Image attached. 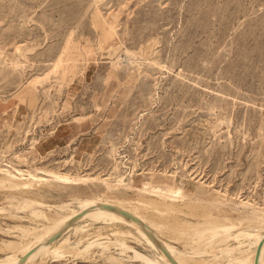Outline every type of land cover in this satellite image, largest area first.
<instances>
[{
    "label": "rangeland",
    "instance_id": "obj_1",
    "mask_svg": "<svg viewBox=\"0 0 264 264\" xmlns=\"http://www.w3.org/2000/svg\"><path fill=\"white\" fill-rule=\"evenodd\" d=\"M36 168L76 180L17 192L0 183V259L16 251L7 241H34L30 229L51 226L48 214L39 220L21 208L23 197L53 216L61 203L80 208L75 197L135 203L156 198L138 190L145 185L181 189L189 214L141 210L180 249L206 218L233 220L234 233L264 229V0H0V178ZM112 223H73L66 236H139ZM20 226L31 233L24 238ZM133 235L127 244L160 260ZM208 246L205 264L231 261L217 259L221 245ZM115 250L42 264H117L108 258Z\"/></svg>",
    "mask_w": 264,
    "mask_h": 264
},
{
    "label": "bare ground",
    "instance_id": "obj_2",
    "mask_svg": "<svg viewBox=\"0 0 264 264\" xmlns=\"http://www.w3.org/2000/svg\"><path fill=\"white\" fill-rule=\"evenodd\" d=\"M36 171H37V173H36ZM36 171H35V173L30 171L28 173V176H22V177L18 176L15 173L7 171L6 173H4V176H2L0 178V183L1 184L9 183L10 187L14 188V190L17 192V191H19L17 189H22V191H23V189H29V188L31 189L33 187V185L35 184V182H41L42 181V182L70 183L73 180H76V179H72L71 177H69L68 174L61 173V172H56V171H52V170H45L42 168H36ZM18 172H21V170H18ZM40 174L47 175L48 177L41 176ZM49 177H51V178H49ZM121 181H122V178H121L120 182ZM138 190L141 193H149L151 196H155L156 198L155 199H149L148 198V200H138L135 203H132V202H126V201L123 202L121 200H119V201L102 200V199L101 200H96V199L89 200V198H88V200H85L86 199L85 198V199H83L85 201H83L80 199H75L76 198L75 197L74 200H76V203L79 205V206L77 205V207H80V208H78V209L76 208V210H75V209L71 208L70 203H65V204L61 203V205L57 207L59 211H57L56 214H53V216H50V215H52V213L49 214L47 211H44V210L42 211V210L36 208L37 206H40V207L45 206L44 205L45 203H42V202L40 203V202H38L39 200L37 201L36 199L35 200H32L31 198L26 199L23 196H22L23 198H20V199L17 198L19 203L22 204L21 205L22 209L27 208L31 212V213L29 212L30 215H32V216L35 215L33 218L39 217L40 214H41L40 217H44L45 215L48 214L47 216H49V221L51 223V226L49 227L50 224L48 226L46 224L45 229L48 227L46 230L42 229L43 228L42 227L40 229L36 228V230L34 231L35 228L34 229L32 228L33 230L30 229L31 231H33L32 233L28 229L29 227L28 228H24V226L18 227V228H20L21 235H23V237L27 233L28 234L31 233L33 235L35 234L34 235L35 236L34 241L29 240L30 241L29 242L25 239V241H27L28 243H24V240H23V242H21L22 240H20V242H18V241H10L9 242V241H7L6 243H4V246L6 245V247H8V248H12V249L18 251L19 253H21V255L23 257L22 256H21L22 258L17 257L18 252L16 253V251L14 254L11 252L9 256L0 259V264H34L35 261H37V260H39L38 263L42 264V263L47 262V260H49L50 257L52 259H55V258H58L60 256L62 257V255L64 256L65 253L66 254L70 253V255L72 253L80 254V256H78V257L83 258L81 255H83L84 257H88L89 255L91 256V253H93L94 249H101L102 253H104V254L107 252L111 253L110 252V245L114 246V248L116 249L115 252L119 250V252L117 253L118 256H115L113 254L108 255V258L112 259V261L114 263H117V264H121V263L125 262L126 260H131L134 262H138L140 264H186L187 260L189 261L190 259L191 260L194 259V260H192V261L190 260V261L195 262L196 258H199L198 259L199 261H197L198 264H199V262L204 263V262H208V259H209L208 258L206 261V258L204 259V257H203L205 254L208 253L205 250V245H209V246L214 245V248H215V246L218 247V245L219 246L221 245L220 248H217V249H218V252H220V254H222V256L219 255V257H217L215 254H213V255L216 256L217 259L221 258L220 260L223 259L222 257H224V259H225V257H228L229 260L231 259V261H229L226 258V261H229L227 264H264V229L249 230V228H247V229L240 228V230H238L236 233H234L233 231L237 227L236 223L233 222V220L231 221L229 219H226L222 222L221 221H215V220H212L210 218H206L204 220L202 219V221L197 220L198 222L196 224H194L195 229H193L191 231V233H188V231L187 232L185 231L186 232L185 233L186 235L184 234L185 236H187V234L190 235V237H188L189 240H190V238H193L196 240L201 239V238H205L206 242L204 241V244L202 243L204 246L202 244L200 245L204 248H199L200 246L199 247L197 246V248L195 246H190L189 240L186 241L185 246L183 245L184 246L183 249H180L179 247L172 245L171 243L165 241L163 239L162 235H156L155 232L153 233V231H158L160 234H163L164 233L163 231L162 232L159 231L161 225L151 221L150 218L144 214V211L146 210L147 213H148V211H149V213H151L150 211H153L156 214L163 216V215H166L165 213H168V215L170 213H173V215H174L175 212H179L182 214L184 212L186 213V210H188L187 214H189L191 209L189 210L188 208H190L191 206L189 204L190 202L187 203V200H188L187 196L183 193V191L181 189L174 190L171 186H166V185H164V186H152V187L145 185L142 188H138ZM15 191H13V192H15ZM22 191H20V192H22ZM194 197H195V195H194ZM97 199H99V198H97ZM12 200H16V198L12 199ZM74 206H76V205H74ZM111 207H113V208L115 207V209H117V210L113 211L111 209ZM51 208L53 209V207H51ZM42 209H45V208L43 207ZM48 209H49V207H48ZM18 210H20V209H18ZM141 210H144L143 213L141 212ZM43 212H47V213L43 214ZM42 214H43V216H42ZM187 214H185V215H187ZM44 218L46 219V217H44ZM37 219H39V218H37ZM49 221H47V223H49ZM98 221H103V222L109 221V222H113V223H117V224L120 223V224L126 225L127 227L131 228L132 230H135V232L139 235L138 237H135L136 235L134 236L133 233L131 232V230L124 231V232L113 231L111 233V235L110 234L109 235L110 236L115 235V237L118 235H119V237L125 236V238L127 235H129V236L133 235V237L137 241H139V242L145 241L151 249H154L156 251L157 255L160 257L161 261L157 257L154 258L148 254H145V253L139 251L135 247L130 246L129 244H127L125 242V238H121V237L118 238L117 237L116 239L113 240L110 237H105L106 235L104 236L100 232L102 230H100V231L97 230V231H99V233L97 232V234H95L96 232H94L95 235H93V236H91L92 233L91 234L88 233V234H86L88 237H86L85 235H83L84 234L83 232H85V228H86L83 225H86L87 223L82 224L81 225L82 227H77V225H76L75 226L76 228L73 229V230H75L73 232L74 234H72L73 236L75 234L77 236V234L83 233L82 236L79 235L80 236L79 239H77L75 241L73 239V241H72L71 236H68V235L66 236L67 232L69 230H71V228H72L71 225L73 223L90 222V223L94 224V222H98ZM188 223H190V222L189 221L188 222L187 221L179 222L178 225H180V226L181 225H188ZM176 226L174 228L178 229L177 228L178 226L177 227ZM88 227H90V226L88 225ZM10 229H12V228H10ZM87 229H86V232H87ZM38 230H40V233L38 232ZM41 230L42 231L44 230V231L41 233ZM10 231L11 230H9V232ZM20 231L18 230V232H20ZM206 231H207V234H209V231L211 232V234L208 235L207 237H206V235H204V233ZM70 233H72V232H70ZM180 233L182 234V231ZM57 234H59V237H61L60 240L57 237L58 241L60 242L59 244H57V241L52 242V239L49 240L51 237H55L54 235L57 236ZM18 235H17V238H18ZM202 235H204L205 237ZM10 236H12V235H10ZM20 236H19V238H20ZM164 236H165V234H164ZM178 236L179 235H177L176 238L174 237L175 238L174 241L178 240L181 237H184L183 235H181V237L179 236V238H178ZM19 238H18V240H19ZM233 238H235V239L237 238V240L240 238H244L243 240H245V238H246V239H248L249 243L247 242L248 244L246 243L247 245H244L245 242H242L240 239L239 242L237 241L238 245L231 246V245L227 244V242ZM254 246L255 247L258 246V250H256V252H255V250L254 251L251 250V248ZM6 247L4 250H6ZM247 247H249V248H247ZM2 248H4V247H2ZM0 250H1V248H0ZM9 250L11 251V249H9ZM9 250H7V251L10 252ZM128 251H130V254L126 256L127 258H125L124 254H127ZM215 251L213 250L212 252H215ZM109 253H107V254H109ZM240 253H242V254L240 255ZM76 254L74 255L75 257H77ZM153 254H154V252H153ZM237 254H239L240 256H236ZM183 255L184 256L186 255L187 259L185 257H183V259H181V256H183ZM196 255L197 256L201 255V256L197 257ZM213 257H211V258H213ZM216 257H214L215 260H216ZM201 258H203V259H201ZM223 261H225V260H223ZM215 262H217V260ZM206 264H209V263H206Z\"/></svg>",
    "mask_w": 264,
    "mask_h": 264
}]
</instances>
